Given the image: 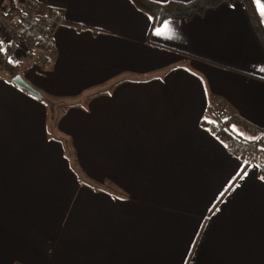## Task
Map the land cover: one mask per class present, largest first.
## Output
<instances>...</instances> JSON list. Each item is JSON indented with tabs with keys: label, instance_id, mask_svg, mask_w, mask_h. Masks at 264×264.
<instances>
[{
	"label": "crops",
	"instance_id": "obj_1",
	"mask_svg": "<svg viewBox=\"0 0 264 264\" xmlns=\"http://www.w3.org/2000/svg\"><path fill=\"white\" fill-rule=\"evenodd\" d=\"M47 8L66 22L49 68L4 42L60 109L0 70V264H264V176L204 125L264 131V48L243 4L158 22L130 0Z\"/></svg>",
	"mask_w": 264,
	"mask_h": 264
},
{
	"label": "trees",
	"instance_id": "obj_2",
	"mask_svg": "<svg viewBox=\"0 0 264 264\" xmlns=\"http://www.w3.org/2000/svg\"><path fill=\"white\" fill-rule=\"evenodd\" d=\"M139 10L149 14L155 22L171 17H189L200 14L205 9L218 5L222 2L233 0H191L179 2L174 0L159 4L152 0H130ZM250 19L251 25L264 48V30L260 23L253 0H239ZM0 8L3 10L2 19L10 23L15 32L17 42L26 47V59L39 62L43 69L49 68L52 63V33L57 25L65 24L62 11L56 8H47L42 15L37 14L38 0H23L19 7L17 0H0ZM7 18V19H6ZM82 28V26H78ZM15 39V41H16ZM14 41V42H15ZM8 43L9 44H14ZM28 60V61H29ZM19 63H10L7 59V45L0 39V70L5 71L9 78L20 72ZM43 104L49 109L53 104L48 96H42ZM231 124L237 127L243 126L249 132L248 138H242L236 131L231 129ZM204 125L223 143L228 151L242 159L244 163H255L259 174L264 176V163L259 161L264 157V131L256 130L245 124L241 119L230 117L220 120L214 116Z\"/></svg>",
	"mask_w": 264,
	"mask_h": 264
},
{
	"label": "rangeland",
	"instance_id": "obj_3",
	"mask_svg": "<svg viewBox=\"0 0 264 264\" xmlns=\"http://www.w3.org/2000/svg\"><path fill=\"white\" fill-rule=\"evenodd\" d=\"M6 19H7V18H6ZM7 27L11 28L8 19H7V22H6L4 19H2V16H1V21H0V39H1L2 43H4V42L12 43V42L15 41V37H16V36H14V34L11 35L9 32H7V30H9V28H7ZM8 43H7V44H8ZM92 92H94V91H91V92H86V91H85V92H84V95H85V96L82 98V100H83V99H85V100L89 99V96L86 95V94H90V93H92ZM82 93H83V92H82ZM82 93H80L79 95H81ZM45 96H49V95H45ZM51 98H52V97H51ZM53 103H54V105H52V110L56 112V111H58V110L60 109V106H59L60 104H55V103H59V100H58V99L55 100V98H54V99H53ZM77 103H78V102H77ZM73 104H76V103H73ZM210 119H211V117H210ZM51 126H53V125H52V122H51ZM234 131H235V130H234ZM239 133L241 134L240 131H239ZM244 137L246 138L247 135L245 134ZM259 161H260V162L264 161V158H262V156H260ZM253 165H256V164H253ZM256 166H257V165H256Z\"/></svg>",
	"mask_w": 264,
	"mask_h": 264
},
{
	"label": "water",
	"instance_id": "obj_4",
	"mask_svg": "<svg viewBox=\"0 0 264 264\" xmlns=\"http://www.w3.org/2000/svg\"><path fill=\"white\" fill-rule=\"evenodd\" d=\"M11 83H13L15 86H17L20 89L25 90L27 93H29L30 95L37 97V98H41L42 95L39 91L35 90L32 86H30L27 82H25L21 75L19 74H15L14 76H12L10 78Z\"/></svg>",
	"mask_w": 264,
	"mask_h": 264
},
{
	"label": "built area",
	"instance_id": "obj_5",
	"mask_svg": "<svg viewBox=\"0 0 264 264\" xmlns=\"http://www.w3.org/2000/svg\"><path fill=\"white\" fill-rule=\"evenodd\" d=\"M2 14H3V10L0 8V21H1ZM7 28H9V27H7ZM7 32H9L11 35L14 34V36H16L15 32L11 28H9V30H7Z\"/></svg>",
	"mask_w": 264,
	"mask_h": 264
},
{
	"label": "snow or ice",
	"instance_id": "obj_6",
	"mask_svg": "<svg viewBox=\"0 0 264 264\" xmlns=\"http://www.w3.org/2000/svg\"><path fill=\"white\" fill-rule=\"evenodd\" d=\"M261 11L264 12V6H262Z\"/></svg>",
	"mask_w": 264,
	"mask_h": 264
}]
</instances>
